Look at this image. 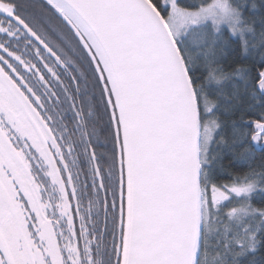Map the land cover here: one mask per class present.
<instances>
[{
	"label": "snow or ice",
	"instance_id": "6c2138e0",
	"mask_svg": "<svg viewBox=\"0 0 264 264\" xmlns=\"http://www.w3.org/2000/svg\"><path fill=\"white\" fill-rule=\"evenodd\" d=\"M256 147L264 0H0V264H250Z\"/></svg>",
	"mask_w": 264,
	"mask_h": 264
},
{
	"label": "trees",
	"instance_id": "16d2710c",
	"mask_svg": "<svg viewBox=\"0 0 264 264\" xmlns=\"http://www.w3.org/2000/svg\"><path fill=\"white\" fill-rule=\"evenodd\" d=\"M41 3L40 6L34 11L35 13H39L40 10L45 7V1L39 0ZM187 3H198L199 0H185ZM259 2V0H257ZM29 12V13H31ZM236 45L232 44V49H235ZM232 49H227V55L224 57L222 63L224 64L225 68H229V65H232L234 62L239 61L246 66L251 67L254 62H258L255 55L248 59H242L237 52L233 51ZM255 73H253L254 75ZM248 117L246 116L245 119ZM223 119L226 121V123L229 125L228 133L226 135V138H230V124L232 120H239V114L236 116H228L225 115ZM251 142H249V145ZM241 149H232V148H225L223 150V166H224V175H222V179L227 181L229 179L230 175H244L248 173L251 170L260 171V164L264 162V152L260 151L258 147L252 148V151L254 153V159L250 160H243L239 158V153L241 152ZM253 202L257 204V206H260L262 203H264V193H254L253 194ZM264 264V251L259 252L255 257L250 258V264Z\"/></svg>",
	"mask_w": 264,
	"mask_h": 264
},
{
	"label": "flooded vegetation",
	"instance_id": "af4514ba",
	"mask_svg": "<svg viewBox=\"0 0 264 264\" xmlns=\"http://www.w3.org/2000/svg\"><path fill=\"white\" fill-rule=\"evenodd\" d=\"M18 4L22 6V10L26 12L34 11L40 6L39 0H17ZM104 149H98V151H103Z\"/></svg>",
	"mask_w": 264,
	"mask_h": 264
},
{
	"label": "water",
	"instance_id": "95a60500",
	"mask_svg": "<svg viewBox=\"0 0 264 264\" xmlns=\"http://www.w3.org/2000/svg\"><path fill=\"white\" fill-rule=\"evenodd\" d=\"M45 1V0H44Z\"/></svg>",
	"mask_w": 264,
	"mask_h": 264
}]
</instances>
